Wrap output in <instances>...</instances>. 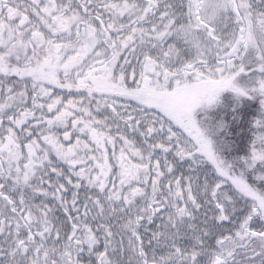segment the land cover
<instances>
[{"label":"snow or ice","instance_id":"obj_1","mask_svg":"<svg viewBox=\"0 0 264 264\" xmlns=\"http://www.w3.org/2000/svg\"><path fill=\"white\" fill-rule=\"evenodd\" d=\"M0 264H264V0H0Z\"/></svg>","mask_w":264,"mask_h":264},{"label":"rangeland","instance_id":"obj_2","mask_svg":"<svg viewBox=\"0 0 264 264\" xmlns=\"http://www.w3.org/2000/svg\"><path fill=\"white\" fill-rule=\"evenodd\" d=\"M236 97L229 103L223 104L219 109H214L211 112L214 115L213 123L223 121L227 124V127L221 130L218 135L214 136L213 139L216 141L220 147L222 154L231 159L235 156H244L247 154L248 146L244 150H240L238 143L235 139L231 138V127L234 126V123H238L242 119V114L244 111L253 109L254 105L252 102L248 101L246 98H240L239 106ZM254 111L261 114V107H255ZM239 149V150H237Z\"/></svg>","mask_w":264,"mask_h":264},{"label":"trees","instance_id":"obj_3","mask_svg":"<svg viewBox=\"0 0 264 264\" xmlns=\"http://www.w3.org/2000/svg\"><path fill=\"white\" fill-rule=\"evenodd\" d=\"M235 98V94L231 91H227L221 95V104L215 109H219L223 104L231 102ZM248 101L252 102L254 107L251 110L244 111L242 114V119L238 123H234V126L231 128V138L235 139L238 143V147L241 151L246 149L252 140V130H253V121L254 119L259 118L260 114L254 111L255 107H261L259 99H249ZM214 110V109H212ZM210 115L213 116L215 112H211ZM237 149V150H239Z\"/></svg>","mask_w":264,"mask_h":264}]
</instances>
